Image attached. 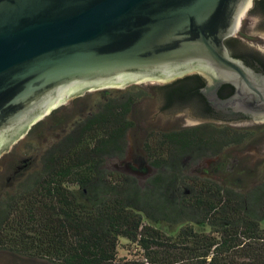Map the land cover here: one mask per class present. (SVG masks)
<instances>
[{"label": "trees", "instance_id": "trees-1", "mask_svg": "<svg viewBox=\"0 0 264 264\" xmlns=\"http://www.w3.org/2000/svg\"><path fill=\"white\" fill-rule=\"evenodd\" d=\"M136 93L100 100L39 169L0 194V249L56 264H264V180L241 190L192 176L183 162L242 142L247 130L205 122L152 132L155 172L143 182L106 166L125 155ZM122 238L132 257L118 255Z\"/></svg>", "mask_w": 264, "mask_h": 264}, {"label": "water", "instance_id": "water-1", "mask_svg": "<svg viewBox=\"0 0 264 264\" xmlns=\"http://www.w3.org/2000/svg\"><path fill=\"white\" fill-rule=\"evenodd\" d=\"M253 2L0 0V155L73 95L196 71L158 110L264 121V57L226 44Z\"/></svg>", "mask_w": 264, "mask_h": 264}, {"label": "rangeland", "instance_id": "rangeland-1", "mask_svg": "<svg viewBox=\"0 0 264 264\" xmlns=\"http://www.w3.org/2000/svg\"><path fill=\"white\" fill-rule=\"evenodd\" d=\"M240 32L248 44L264 54V24L260 16L249 12L242 20ZM127 87L113 86L73 95L34 124L7 152L0 155V194L12 192L18 179L39 169L43 153L76 121L95 111L100 100L123 93ZM149 94L143 106L146 120L128 132L124 157L110 159L106 164L110 169L135 175L141 182L155 172L142 149L143 129L155 130L161 124L168 130L184 122L168 121V117L176 114V111H159L156 97L151 91ZM189 110L187 113L191 114V109ZM156 114H159L157 119ZM226 124L242 131L247 130L246 138L242 142L227 146L217 154L205 153L195 158L187 156L183 161L185 168L192 176L212 178L241 190L248 189L264 180V122ZM262 224L264 225V221ZM135 251V246L129 245L125 238L120 240L119 256L132 257ZM7 261L9 264H56L47 259L31 258L0 249V264Z\"/></svg>", "mask_w": 264, "mask_h": 264}, {"label": "flooded vegetation", "instance_id": "flooded-vegetation-1", "mask_svg": "<svg viewBox=\"0 0 264 264\" xmlns=\"http://www.w3.org/2000/svg\"><path fill=\"white\" fill-rule=\"evenodd\" d=\"M261 2V0H254L251 8L249 9L248 13H253V14H257V16H260L262 23L264 24V16L262 14L259 13L258 11V7H259V3ZM247 13V14H248ZM238 38V41L236 42V45H242V46H249L252 47L250 44H248L245 40H244V35L241 34L240 30L237 33L236 36H233ZM231 38V37H229ZM253 48V47H252ZM255 49V48H254ZM256 53L262 57H264V54L262 52H260L259 50L255 49ZM195 76H200V71H196L190 74H186L180 77H177L173 80L170 81H166V82H162V81H152V80H145L142 82H136V83H131L129 85H126L122 88H126L127 86V90L128 89H134L137 93H136V101L133 105V119H134V126L132 128H135L137 126H139L140 124H142L143 122H145L146 117L145 115V107L144 106V100L146 97H148L150 94L149 92L151 91L154 96L157 99V108L159 107L160 104V93H161V89L163 86L179 80V79H183V78H188V77H195ZM94 90V89H93ZM97 90V89H96ZM87 91H91V90H87ZM125 91V90H124ZM149 91V92H148ZM190 108L188 106H179L176 109L172 110L173 112L176 111V114H171L168 117V121L170 122H174V121H184L181 125H179L176 128H172V129H165L163 126L159 124L158 128L155 130H149V129H143L144 134H143V140H142V149L143 151L146 152L145 149V144L147 141V138H149L150 134L152 132H158V131H169V130H174V129H178V128H185V127H190V126H196L199 125L201 123H205V122H213L215 124H226V123H254V122H264V121H259V120H255L254 118H231V119H214V118H209V117H204V116H200V115H196L194 112H192L191 110V114L187 113V110H189ZM159 111H169V110H159ZM190 111V110H189ZM172 112V113H173ZM135 115V118H134ZM159 116V114L155 115V118L157 119V117ZM154 118V117H153ZM131 128V129H132ZM142 129V127H141ZM4 250V249H1ZM5 251H10V250H5ZM13 252V251H10ZM8 262V261H7ZM7 262H5L4 264H6ZM9 264V262H8Z\"/></svg>", "mask_w": 264, "mask_h": 264}]
</instances>
